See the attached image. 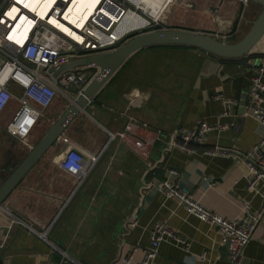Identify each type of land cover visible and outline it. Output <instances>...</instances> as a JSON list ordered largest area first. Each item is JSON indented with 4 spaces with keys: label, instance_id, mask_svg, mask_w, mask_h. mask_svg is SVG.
<instances>
[{
    "label": "crops",
    "instance_id": "crops-1",
    "mask_svg": "<svg viewBox=\"0 0 264 264\" xmlns=\"http://www.w3.org/2000/svg\"><path fill=\"white\" fill-rule=\"evenodd\" d=\"M237 4L219 0L192 5L191 13L204 20L191 15L185 23L171 18L162 22L167 28L203 30L235 41L247 31L244 24H250L246 8ZM253 53L259 56L246 67L221 63L216 55L189 45H158L133 53L2 204L0 220L10 210L23 223L12 225L0 260L4 264H125L122 256L133 251L132 258L138 259L150 243L154 224L165 220L188 247L172 239L162 241L157 264H227L228 252L215 226L158 185L172 182L225 217L243 215L244 205L251 212L260 208L262 196L247 187V166L241 157L204 153L214 146L245 152L264 132L254 117L241 114L251 75L264 63V35ZM220 93L234 99L230 113H225L224 99L216 96ZM74 94L75 88L69 87L55 98L27 137L28 146L12 138L23 155ZM230 120L235 121L233 127H217ZM198 121L215 127L202 143H191L195 151L175 146L178 129L194 127ZM71 146L96 159L79 186L77 178L60 166ZM10 151L1 167L4 172L15 162ZM45 231V236L40 235ZM203 251L205 259L200 257ZM243 255L245 264H264V216Z\"/></svg>",
    "mask_w": 264,
    "mask_h": 264
},
{
    "label": "built area",
    "instance_id": "built-area-1",
    "mask_svg": "<svg viewBox=\"0 0 264 264\" xmlns=\"http://www.w3.org/2000/svg\"><path fill=\"white\" fill-rule=\"evenodd\" d=\"M235 1L244 9L250 0ZM70 2L71 0H52L46 13L41 15L36 8L27 7L20 0H0V128L27 146V137L55 98L60 93L64 94L69 87H74L77 95L82 94L97 72V66L90 64L55 74L69 59L109 51L119 46L133 30L146 27L167 28L165 23L159 21L161 19L151 18L145 27L119 31V22L124 16V11L128 8L134 9L130 0H101L102 4L109 7L107 9L118 14V19H113L106 12L95 13L80 28L65 16ZM12 6L15 12L10 13ZM97 10L101 11L100 8ZM137 11L141 13L140 10ZM23 13L29 22L21 20ZM24 33L26 36L21 42L19 37ZM71 33L82 36V40H78ZM223 39H226V36H223ZM263 75L264 63L251 75L249 98L241 114L254 117L264 127ZM216 96L224 99L225 113H230L234 99L226 98L222 93ZM13 101H16L14 106L11 105ZM2 118H5V121L1 123ZM234 125L235 121L230 120L217 127L224 129ZM125 126L129 129L130 123ZM213 127L215 126L204 121H198L194 127H180L173 143L181 149L193 152L195 147L191 143H202L207 132ZM204 153H235L241 157L247 166V187L262 196L260 208L251 212L249 207L244 205L243 215L225 217L207 209L198 199L181 192L172 182L163 181L158 185V189L167 195L177 196L179 203L187 210L215 226L220 234V241L228 252L227 264H245V247L253 237L256 225L264 216V132L245 152L214 146L205 148ZM95 164L96 159L89 158L76 146H71L60 160V166L77 178L78 186ZM14 223L23 221L12 211L6 210L0 220V250L4 247ZM46 232L40 235L45 236ZM169 239L183 244L185 248L188 247V242L178 236L165 220L157 221L151 230L150 243L143 248L141 256L133 259L132 251L122 256V261L125 264H157L159 245ZM133 250L135 251V248ZM200 257L205 259L206 252L203 251Z\"/></svg>",
    "mask_w": 264,
    "mask_h": 264
},
{
    "label": "water",
    "instance_id": "water-1",
    "mask_svg": "<svg viewBox=\"0 0 264 264\" xmlns=\"http://www.w3.org/2000/svg\"><path fill=\"white\" fill-rule=\"evenodd\" d=\"M261 4V10L255 19L250 20V26L239 39L229 41L220 39L207 31L186 27H171L166 29L133 30L117 47L84 57L71 58L59 71L93 64L97 72L91 78L82 94H74L68 104L58 114L44 134L11 166V171L0 183V207L9 194L22 181L29 170L57 141L71 121L77 117L88 103V99L104 86L110 77L136 51L156 45H189L201 48L220 58L221 63L235 62L246 67L247 62L259 55L253 53V48L264 35V0H255ZM0 264H4L0 260Z\"/></svg>",
    "mask_w": 264,
    "mask_h": 264
},
{
    "label": "bare ground",
    "instance_id": "bare-ground-1",
    "mask_svg": "<svg viewBox=\"0 0 264 264\" xmlns=\"http://www.w3.org/2000/svg\"><path fill=\"white\" fill-rule=\"evenodd\" d=\"M27 7L36 8L38 13L44 15L52 3V0H20ZM134 9L128 8L124 11V16L119 22V31H130L133 29L145 27L152 19H162L166 11H169L170 4L174 3L175 0H130ZM101 9L98 12L97 9ZM107 5L102 4L101 0H71L68 7L66 8L65 16L66 18L76 24L78 27L82 28L86 21L92 14H102L106 12L113 19H118L117 15L112 13V10ZM141 8V9H140ZM140 10L138 12L137 10ZM110 10V11H109ZM15 12V8L10 7V13ZM109 21V18H107ZM21 20L29 22L26 14H21ZM66 29V28H65ZM78 40H82V36L71 33ZM26 34L24 33L19 37V41L25 39Z\"/></svg>",
    "mask_w": 264,
    "mask_h": 264
},
{
    "label": "rangeland",
    "instance_id": "rangeland-1",
    "mask_svg": "<svg viewBox=\"0 0 264 264\" xmlns=\"http://www.w3.org/2000/svg\"><path fill=\"white\" fill-rule=\"evenodd\" d=\"M215 2L218 3L219 0H175L174 3L170 4L169 11H166L162 19L159 21L163 23L162 20H166V19L169 20L171 18L174 20L181 21V23H185L186 21H188L189 18H191V15H194L193 19L195 18V19L204 20L205 18L203 16L198 15V14L196 15L195 12L191 13L192 5L194 7H197V6L201 7L202 5L207 6L208 3H215ZM185 4L187 6H184ZM237 5L241 9V6L239 4ZM260 10H261V4L256 2L255 0H250L244 12L245 17L250 20L255 19L258 13L260 12ZM166 17H169V18H166ZM249 26L250 24H244V27H245L244 31L248 29ZM149 28L151 27H146V29H149ZM10 136L11 135L8 136V134H6L0 129V183L4 179V177H6L11 171V169L6 170L5 172L1 170V167L7 161V158L9 156V154H7L9 149H11L10 151L11 154L14 155V158H13V160L15 161L14 164L17 163L23 157L22 153L24 150L21 149L19 145L15 144L14 140L12 139L13 137L12 136L10 137Z\"/></svg>",
    "mask_w": 264,
    "mask_h": 264
},
{
    "label": "trees",
    "instance_id": "trees-1",
    "mask_svg": "<svg viewBox=\"0 0 264 264\" xmlns=\"http://www.w3.org/2000/svg\"><path fill=\"white\" fill-rule=\"evenodd\" d=\"M235 26H236V23H235V25H234V28L232 29V31H234V29H235ZM156 46H158V45H156ZM171 46H176V47H184V45H171ZM58 259V258H57Z\"/></svg>",
    "mask_w": 264,
    "mask_h": 264
}]
</instances>
